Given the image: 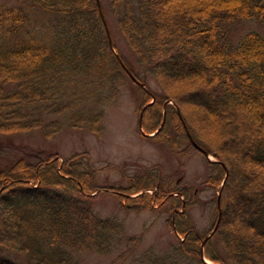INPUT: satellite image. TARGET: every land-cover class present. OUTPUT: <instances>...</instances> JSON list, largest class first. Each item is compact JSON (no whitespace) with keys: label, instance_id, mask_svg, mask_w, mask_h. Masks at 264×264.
Instances as JSON below:
<instances>
[{"label":"trees","instance_id":"1","mask_svg":"<svg viewBox=\"0 0 264 264\" xmlns=\"http://www.w3.org/2000/svg\"><path fill=\"white\" fill-rule=\"evenodd\" d=\"M102 9L159 92L140 87L122 69L96 0H0V137L39 131L53 138L64 120L100 136L104 104L115 103L129 80L138 112L154 98L143 111L144 132H155L165 101L172 102L161 131L148 140L177 156L200 152L188 132L215 159L205 157L204 182L215 199L220 192L222 212L205 258L264 264V34L248 30L236 43L232 37L244 20L264 22V0H108ZM113 47L119 55L114 41ZM59 158L36 149L0 155V264H18L15 258L80 264L85 251L109 254L117 244L140 240L123 235L118 217L95 211L90 195L106 186L88 153ZM108 187L126 210L168 205L171 211L166 225L174 241L163 250L147 248L135 264H204L201 240L215 224L217 207L211 228L200 234L188 213L193 192L166 179L161 168Z\"/></svg>","mask_w":264,"mask_h":264},{"label":"rangeland","instance_id":"2","mask_svg":"<svg viewBox=\"0 0 264 264\" xmlns=\"http://www.w3.org/2000/svg\"><path fill=\"white\" fill-rule=\"evenodd\" d=\"M102 2L106 6L108 0ZM106 15L119 55L140 73L147 88L159 92L160 88L154 78L136 63V57L121 36L112 14L106 11ZM248 30L264 34V22L252 19L236 24L232 31L235 39L234 41L232 38L233 42L236 43V38ZM137 93L136 88L127 80L121 86L117 101L104 104L100 136L86 125L73 128L64 120L61 131L53 138H45L39 131L0 137V155L5 158L36 149L56 152L62 161L65 157L86 151L95 169L97 181L106 186L90 195L95 211L103 216L121 219L123 235L140 236V240L133 246L117 244L109 254L85 251L79 255L80 264H135L136 257L147 248L152 246L163 250L174 241L175 236L166 225V219L171 215L168 205L159 206L152 211L126 210L114 190L107 188L124 185L131 176L139 175L144 170L161 168L166 179L177 181L179 186H186L193 192L195 203L189 207L188 213L196 232L205 233L214 220L217 198L204 182L208 174L205 156L192 150L183 156H177L164 144L143 136L138 126L140 112L136 109L134 98ZM211 159L214 158L211 156ZM174 210L177 212L179 208L175 207ZM15 261L23 263L19 258H15Z\"/></svg>","mask_w":264,"mask_h":264},{"label":"water","instance_id":"3","mask_svg":"<svg viewBox=\"0 0 264 264\" xmlns=\"http://www.w3.org/2000/svg\"><path fill=\"white\" fill-rule=\"evenodd\" d=\"M97 1V6H98V11H99V14H100V17H101V20H102V23L104 25V29H105V33H106V36H107V41H108V45H109V48L115 53V56L118 60V62L120 63L122 69L125 71V73L130 77V79L132 81H134L136 84H138L140 87H145V83L139 81L133 74L132 72L128 69V67L123 63V61L121 60V58L119 57V55L115 52V49L113 47V41H112V37H111V33H110V29H109V26H108V23L106 21V18H105V15H104V12H103V9H102V5H101V1L100 0H96ZM154 98L152 97V100L147 103L146 105H144L139 113V118H138V126H139V129L141 130V133L142 135L144 136H154L156 132H158L161 127L163 126L164 124V121H165V107H166V104L167 103H172L171 101H165L164 105H163V117H162V121L160 122L158 128L155 130L154 133H146L143 131L141 125H142V115H143V111L145 110L146 106L151 104L153 102ZM178 113H179V110L177 109ZM187 135H188V138L191 142V144L197 149L199 150L203 155H205V157H207L209 160H212V161H215V159H211V156L209 155V153L203 149L201 146H199L197 143H195L191 137V135L187 132ZM227 177V171L225 170V176H224V179L222 180V183H224L225 179ZM182 205L184 206V202L182 203ZM217 209H218V215H217V218H216V221H215V224L213 226V228L209 231V233L207 235H205L202 240H201V245H200V257H201V260L203 261L204 264H222V263H211L209 260H207L205 258V255H204V245L206 243V241L214 234V232L216 231L217 227H218V224H219V221H220V216H221V212H222V208H221V204H220V192L218 193V196H217ZM181 211V210H180Z\"/></svg>","mask_w":264,"mask_h":264},{"label":"bare ground","instance_id":"4","mask_svg":"<svg viewBox=\"0 0 264 264\" xmlns=\"http://www.w3.org/2000/svg\"><path fill=\"white\" fill-rule=\"evenodd\" d=\"M103 5V4H102ZM161 131V130H160Z\"/></svg>","mask_w":264,"mask_h":264}]
</instances>
